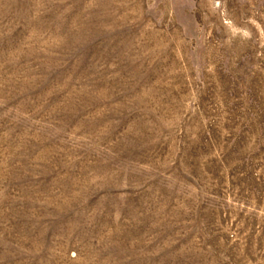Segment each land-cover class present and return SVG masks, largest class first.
<instances>
[{"label":"rangeland","instance_id":"obj_1","mask_svg":"<svg viewBox=\"0 0 264 264\" xmlns=\"http://www.w3.org/2000/svg\"><path fill=\"white\" fill-rule=\"evenodd\" d=\"M0 264H264V0H0Z\"/></svg>","mask_w":264,"mask_h":264}]
</instances>
